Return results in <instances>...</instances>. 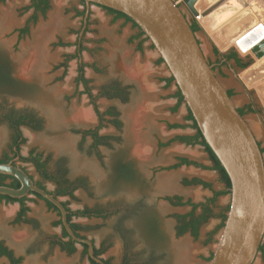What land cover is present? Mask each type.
Listing matches in <instances>:
<instances>
[{
  "label": "rangeland",
  "instance_id": "obj_1",
  "mask_svg": "<svg viewBox=\"0 0 264 264\" xmlns=\"http://www.w3.org/2000/svg\"><path fill=\"white\" fill-rule=\"evenodd\" d=\"M175 1L191 20L183 1ZM50 5L33 21L29 0H0V56L9 60L11 75L23 84L15 93L0 90V105L30 110L42 120L40 129L21 127L25 138L21 154L36 148L51 157L50 170L57 159L64 158L70 178L86 179V188L75 190L73 197L59 199L73 210L105 209V216L72 217V221L86 226L80 234L90 238L96 247L105 246L100 256L110 264H207L221 232L215 231L220 219L210 217L200 226L196 238L189 232L178 234L176 215L187 213L191 207L173 205L167 198L180 196L199 202L211 195L200 185L183 184L184 179L201 178L216 190L224 185L214 170L169 168L179 156L205 166L212 162L202 146L171 141L176 135H190L195 130L186 120L184 102L173 109L177 87L174 82L166 85L164 78L170 75L166 65L159 62V54L149 39L131 40L138 27L124 18L115 19L107 9L90 4L81 33L83 18L78 12L85 9L81 0H50ZM245 8L247 12L260 13L258 17L264 15L261 0H247ZM258 17L254 24L264 23V17ZM254 24L247 22L246 31ZM26 25L28 32L21 35ZM202 31L196 36L202 38ZM77 39L85 48L80 60L87 64L84 74L94 95L108 80L116 79L129 86L127 101L97 98L100 111L110 106L117 108L120 128L107 121L100 125L82 84L76 82L78 58L70 56L77 53ZM202 46L211 63L221 61L214 65V71L225 88L233 91L236 106L243 108L252 100L261 110V114L245 110L243 116L264 145V65L257 64L259 57L250 49L244 53L233 48L245 61L251 60L247 67L239 68L233 60L222 63L220 54L225 52L215 54V47L207 48L203 40ZM24 61L29 62L28 72L21 76ZM175 123L184 127H169ZM94 128L101 135L118 137V141H113L112 146L92 148L91 138H84L79 131ZM10 144L11 129L0 121V157L11 151ZM118 161L131 163L134 179L116 176L114 167ZM22 165L35 181H42L50 191L55 188L54 183L41 178L31 163ZM29 198L28 216L36 220L37 226L13 223L19 205L0 202V241L22 258L20 264H90L80 244L72 254L50 244V237L61 236V227L54 225L58 214L45 200L35 195ZM229 201L230 194L220 195L212 206L213 214L223 212ZM1 263H8L7 258L0 256ZM253 264H264L263 252L257 253Z\"/></svg>",
  "mask_w": 264,
  "mask_h": 264
},
{
  "label": "water",
  "instance_id": "obj_2",
  "mask_svg": "<svg viewBox=\"0 0 264 264\" xmlns=\"http://www.w3.org/2000/svg\"><path fill=\"white\" fill-rule=\"evenodd\" d=\"M83 1L81 33L88 21L90 4L122 12L145 33L174 78L205 142L229 177V210L207 264H253L264 236V155L248 122L209 64L189 19L175 0ZM182 1L194 17L201 18L226 0H215L201 11L196 7L199 0ZM239 1L247 5V0ZM263 41L264 24L259 23L236 40V47L246 53ZM0 173L20 182L18 188L0 185V194L14 198L30 192L39 194L58 209L71 239L87 245V258L105 264L102 256L95 255L93 241L73 231L62 200L39 187L28 171L12 161L0 162Z\"/></svg>",
  "mask_w": 264,
  "mask_h": 264
},
{
  "label": "trees",
  "instance_id": "obj_3",
  "mask_svg": "<svg viewBox=\"0 0 264 264\" xmlns=\"http://www.w3.org/2000/svg\"><path fill=\"white\" fill-rule=\"evenodd\" d=\"M29 1H30L29 8H32L34 11L33 15L31 16V19L33 21L37 19L38 13L45 14L51 6L50 0H29ZM81 1L83 4H85L83 0ZM103 8L107 9L109 13L113 14L115 19L124 18L125 21L132 22L135 27H138V25L134 23L130 17L126 16L122 12L106 7ZM84 14H85V9L83 11L78 12V15H80L82 18H84ZM190 26L193 32L195 33L202 30V26L195 18L190 20ZM138 29L139 31L134 36H132L131 40H135L140 37H144L142 41L148 39V37L139 27ZM20 32L21 35L27 33L28 26L26 25L25 27H23L20 30ZM76 45H77V53L70 56V58H78L76 82L82 84L83 91L85 94H87L89 98V102L93 106L94 112L99 119L100 125L102 126V123L104 121H107L116 128H120L121 121L119 119V111L117 110V108L115 106H110L104 112H102L99 109L97 98L106 97L108 99L115 98V99H120L121 101H127L129 96V86L123 85L120 81L116 79L108 80L100 87L98 94L94 95L92 93L91 87L89 86V79H87L84 74V69L87 66V64L80 60V53L85 48L82 45V41L79 39H77ZM214 53L217 55L220 54L219 50L216 47L214 48ZM222 58H226V60L228 61L233 60L235 62V65L239 68H245L251 63V60L245 61L243 58H241L237 53V51H235L234 49H230L229 51L220 54V60ZM159 62H163L161 57H159ZM164 81L166 82V85H169L172 82H174V78L171 75H169L167 78H164ZM22 85L23 84L19 80L15 79L11 75V66L9 60L3 56L2 57L0 56V90H4L5 92H9V93H15L19 90V88ZM227 92L230 96L233 95V91L231 89H227ZM174 96L177 102L173 109H176L182 102H184V99L178 88ZM245 110L256 114H261V110L254 106L252 100L248 104L244 105L243 108H238V111L241 115H244ZM187 112L188 113L186 115V120L191 122L189 126L192 129H194L195 132L190 135H176L171 141H178L191 146L193 145L202 146L205 149V151L208 153L212 165L205 166L195 160H190L187 157L180 156L177 158L178 162L173 164L169 168H176L182 165H186V166H194L202 169L214 170L217 171V173L219 174V179L224 185L223 189L216 190L212 187L211 182H207L201 178L193 177L191 179H184L183 184L200 185L203 188L211 191V195L206 197L204 201H199V202H193L190 199L183 200L182 197L180 196L167 198L173 205H178V206L188 205L191 207V209L187 213L176 215L177 217L176 230L178 234L189 232L192 236L196 238L199 235L200 226L203 223H205L210 217L217 216L220 219V222L216 227L215 231L221 230L223 228L227 216V211L229 210V204L226 206L223 212H220L217 215L213 214L212 206H214L217 198L220 195L230 194L229 188L231 184L226 171L222 167L216 155L212 152L210 147L205 142L188 108H187ZM106 116L109 117L108 120L105 119ZM0 121L6 122L11 129V144H10L11 151L4 153L3 156L0 157L1 163L12 161L13 164L19 165L25 170L26 168L22 165V163H31L35 167L41 178L44 181H49L54 183L55 188L50 191L44 186L42 181H35V183L39 187L53 193L58 198L60 196L73 197L75 190L79 188L87 187V182L85 178L80 176L75 178H70L69 170L67 168L66 160L64 158L57 159L56 162L54 163L53 169L50 170L49 162L51 160V157L50 156L45 157L44 154L42 152L37 151L36 148L31 149L26 155L21 154L20 145L25 140L21 131V127L26 126L31 129H40L42 126L41 118L38 117L34 112L30 110H18L15 109L14 107L0 105ZM169 127L182 128L184 126L175 123V124H170ZM79 132L82 134L84 138L86 137L91 138L92 148L94 149H97L101 145L112 146L113 141H118V137L116 136L101 135L98 131V128L85 129ZM165 144L162 143L161 145L163 146ZM259 145L261 147L262 153L264 154V145H262L260 142ZM16 157L18 158L15 159ZM114 169L116 176L118 178L125 180H132L135 177V172L133 170L131 163L129 162L118 161L115 164ZM0 185H8L14 188H18L20 186V182L18 181L17 178L11 175L0 173ZM29 195H35L43 199L39 194L35 192H30L28 195L20 198H14L8 195L0 194V202L4 201L5 203H17L19 205L17 213L13 219V223H17V224L24 223V224H32L37 226L36 220L28 216L29 206L27 203L30 200ZM45 202L50 208L54 209L58 214L59 218L54 222V225L61 227V236L50 237V244L53 246H58L62 251H65L68 254L74 253L76 251V244L78 243L71 239L69 234L62 226L60 213L58 209L51 202L47 200H45ZM62 203L66 207V210L68 211L67 218L69 224L77 235H81L80 231L86 229V226H83L79 223L72 221V217H102L106 215L105 209H102L100 207H84L73 210L69 208L67 202L62 201ZM198 209L200 211L196 213ZM80 245L83 247V253L87 255V245L85 244H80ZM104 250H105L104 245L102 247L95 246L94 253L96 256H100L104 252ZM260 251L264 253L263 243H261L259 247V252ZM0 256H4L8 260V263H1V264H20L22 260V258L20 256H16L14 251L9 247H7L3 241H0ZM211 256L212 253L208 258V260L211 258ZM103 260L105 264H110L109 260L107 259H103ZM89 261L90 264H99L91 259Z\"/></svg>",
  "mask_w": 264,
  "mask_h": 264
},
{
  "label": "crops",
  "instance_id": "obj_4",
  "mask_svg": "<svg viewBox=\"0 0 264 264\" xmlns=\"http://www.w3.org/2000/svg\"><path fill=\"white\" fill-rule=\"evenodd\" d=\"M214 1L207 3L205 0H199L198 9L201 11ZM244 11H246L245 5L238 0H226L204 17L198 19L203 29L202 38L197 36L201 47L203 48V40L209 49L216 47L219 51L226 52L235 48L236 40L246 32V22L241 21V18H244ZM189 14L192 19L195 18L190 11ZM179 143L181 144V142ZM182 166L187 167L186 165Z\"/></svg>",
  "mask_w": 264,
  "mask_h": 264
},
{
  "label": "bare ground",
  "instance_id": "obj_5",
  "mask_svg": "<svg viewBox=\"0 0 264 264\" xmlns=\"http://www.w3.org/2000/svg\"><path fill=\"white\" fill-rule=\"evenodd\" d=\"M210 1H212V0H205V2H210ZM197 5H198V3H197ZM196 5V7H197V9H198V6ZM260 6V5H259ZM262 7V6H261ZM244 15H243V17L244 18H241V21H244V22H246V24H247V22L249 23H253L254 24V22H256V18L260 15V13H259V15H257V13H255V12H247V11H244V13H243ZM262 14V13H261ZM241 16V15H240ZM261 17H264V15L262 14L260 17H258V18H261ZM201 19V18H200ZM248 20V21H247ZM207 21V20H206ZM260 22H258V23H256V24H254L252 27H254L255 25H257V24H259ZM264 24V23H263ZM251 27V28H252ZM251 50V49H250ZM252 51V50H251ZM253 52L255 53V55L257 56V57H259V59H258V62H257V64H263L264 65V41L263 42H261L260 44H258L254 49H253ZM28 61H24L23 63H21V66H20V71H21V73H20V75L21 76H26V74H27V72H28ZM138 146H136V148H135V151H138ZM139 153H140V151H139Z\"/></svg>",
  "mask_w": 264,
  "mask_h": 264
},
{
  "label": "flooded vegetation",
  "instance_id": "obj_6",
  "mask_svg": "<svg viewBox=\"0 0 264 264\" xmlns=\"http://www.w3.org/2000/svg\"><path fill=\"white\" fill-rule=\"evenodd\" d=\"M178 3V2H177ZM178 5H179V3H178ZM180 6V5H179ZM183 12L185 13V11L183 10ZM185 15H186V17H187V14L185 13ZM190 21V20H189ZM208 60V59H207ZM222 60V63H225V64H228V60H226V58H222L221 59ZM208 62H209V64H211L212 65V68H213V70H215V68H216V66H214L215 64H220L221 63V61H219V62H215V63H211L209 60H208ZM234 62V61H233ZM234 64H235V62H234ZM236 66V65H235ZM237 67V66H236ZM239 107H237V109H238ZM180 157V156H179ZM178 160V159H177Z\"/></svg>",
  "mask_w": 264,
  "mask_h": 264
},
{
  "label": "built area",
  "instance_id": "obj_7",
  "mask_svg": "<svg viewBox=\"0 0 264 264\" xmlns=\"http://www.w3.org/2000/svg\"><path fill=\"white\" fill-rule=\"evenodd\" d=\"M195 19H197V20L200 19V15H197V16L195 17Z\"/></svg>",
  "mask_w": 264,
  "mask_h": 264
}]
</instances>
